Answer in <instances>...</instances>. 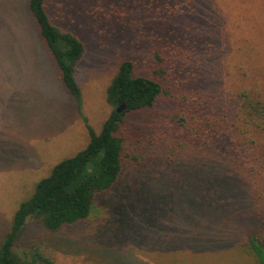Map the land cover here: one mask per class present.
<instances>
[{"label":"rangeland","instance_id":"374dc122","mask_svg":"<svg viewBox=\"0 0 264 264\" xmlns=\"http://www.w3.org/2000/svg\"><path fill=\"white\" fill-rule=\"evenodd\" d=\"M135 1L49 2L54 25L85 45L76 68L81 115L37 35L28 0H0V243L37 183L88 145L83 117L101 132L112 111L107 89L125 57L141 73L155 62L151 51L173 59L174 82L225 114L240 92L264 100V0H206L219 10L196 11L131 10ZM168 109L158 102L127 118L128 163L114 187L96 197L86 220L55 233L30 221L15 252L36 264H259L247 242L249 216L232 214L228 205L241 197L264 215V172L240 166L247 162L243 154H224L226 179L238 185L198 179L181 186L189 166L178 174L150 158V168L130 165L142 152L151 157L161 150L154 138ZM207 152L196 147L192 162L205 160ZM215 171L219 176L221 169ZM223 185L227 202L215 206L209 193Z\"/></svg>","mask_w":264,"mask_h":264},{"label":"trees","instance_id":"16d2710c","mask_svg":"<svg viewBox=\"0 0 264 264\" xmlns=\"http://www.w3.org/2000/svg\"><path fill=\"white\" fill-rule=\"evenodd\" d=\"M126 1L130 3L132 0ZM205 1L140 0L134 2L135 8L131 10H219L215 3ZM49 2L28 0L27 12L55 62L63 86L76 101L82 115V93L76 79V68L84 57L85 45L72 32L54 25L48 12ZM210 46L208 43L207 48ZM151 52L155 62L151 63V59L144 73L139 71L133 59L125 57L121 61L107 89V101L112 111L101 132L97 134L83 117L90 137L88 145L74 157L57 164L47 178L37 183L33 194L19 205L11 228L0 243V264H36V259L23 258L14 250L18 237L30 221L38 222L48 232L55 233L89 217L96 197L114 187L123 174L124 164L128 163V158L124 159L129 156V150L122 132L123 124L131 114L154 110L158 102L169 105L167 114L160 116L162 122L158 125V136L154 138L161 150L155 154L151 151V157L142 152V155L133 157L130 165L145 164L150 168V158L160 168L166 166L178 174L182 173L183 167L189 166L191 173L180 174L184 176L179 180L181 186L193 185L198 179L214 183L225 181L228 170L223 165L225 153L230 157L243 154L247 162H239L240 166L252 173L264 172V100L261 94L240 92L233 98L235 103L231 113L214 110L215 106L197 97L191 87L182 88L174 82L177 62ZM122 105H126V109L118 113ZM196 147L206 149L208 155L205 160L193 163L192 153ZM217 167L221 169L219 176L213 174ZM226 180L231 185L239 183L235 179ZM224 191L223 185L209 193L215 206L227 202ZM228 205L232 214L249 216L247 228L251 232L247 235V242L257 262L264 264V215L257 210L260 215L256 214L241 197L229 200ZM153 237L151 234V239ZM167 245L172 247L171 242Z\"/></svg>","mask_w":264,"mask_h":264},{"label":"water","instance_id":"95a60500","mask_svg":"<svg viewBox=\"0 0 264 264\" xmlns=\"http://www.w3.org/2000/svg\"><path fill=\"white\" fill-rule=\"evenodd\" d=\"M126 109V105H122L119 109H118V113H121L122 110Z\"/></svg>","mask_w":264,"mask_h":264}]
</instances>
